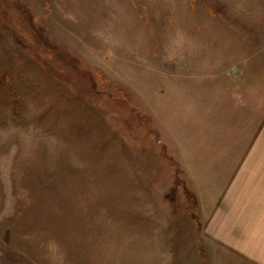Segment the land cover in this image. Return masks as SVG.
Returning <instances> with one entry per match:
<instances>
[{"label": "rangeland", "instance_id": "374dc122", "mask_svg": "<svg viewBox=\"0 0 264 264\" xmlns=\"http://www.w3.org/2000/svg\"><path fill=\"white\" fill-rule=\"evenodd\" d=\"M227 190L264 197V0H0V264H212Z\"/></svg>", "mask_w": 264, "mask_h": 264}, {"label": "crops", "instance_id": "0c3cea01", "mask_svg": "<svg viewBox=\"0 0 264 264\" xmlns=\"http://www.w3.org/2000/svg\"><path fill=\"white\" fill-rule=\"evenodd\" d=\"M208 194L212 195V189ZM230 199L228 190L221 203L206 199L204 218L209 242L215 246L210 251L212 264H264V197L260 198L259 193L244 196L228 214ZM219 224L221 234L214 228Z\"/></svg>", "mask_w": 264, "mask_h": 264}]
</instances>
